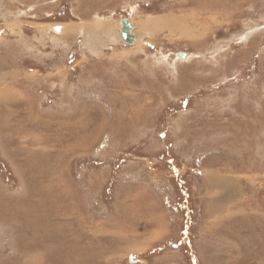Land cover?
<instances>
[{
	"label": "rangeland",
	"instance_id": "1",
	"mask_svg": "<svg viewBox=\"0 0 264 264\" xmlns=\"http://www.w3.org/2000/svg\"><path fill=\"white\" fill-rule=\"evenodd\" d=\"M41 261L264 264V0H0V264Z\"/></svg>",
	"mask_w": 264,
	"mask_h": 264
},
{
	"label": "water",
	"instance_id": "2",
	"mask_svg": "<svg viewBox=\"0 0 264 264\" xmlns=\"http://www.w3.org/2000/svg\"><path fill=\"white\" fill-rule=\"evenodd\" d=\"M120 23H121V34L125 42L129 45L135 44L137 41V35L134 33L135 24L130 21L129 17L122 18ZM54 28L59 31L61 29V26L58 25L55 26ZM143 43L149 44L146 41H143ZM178 55L181 56L183 59H186L191 55V53L187 51H179ZM130 259L132 260L131 257Z\"/></svg>",
	"mask_w": 264,
	"mask_h": 264
},
{
	"label": "bare ground",
	"instance_id": "3",
	"mask_svg": "<svg viewBox=\"0 0 264 264\" xmlns=\"http://www.w3.org/2000/svg\"><path fill=\"white\" fill-rule=\"evenodd\" d=\"M172 20H173V19H172ZM176 22L181 23L179 20H174V21H173V23H176ZM176 24H177V23H176ZM184 25H185V24H184ZM213 178H215V177H213ZM213 178H212V179H213ZM216 179H218V178H216ZM218 181H219V180H218ZM41 253H42V252H41ZM41 262H42V261H41ZM38 263H39V262H38ZM42 263L44 264V262H42Z\"/></svg>",
	"mask_w": 264,
	"mask_h": 264
}]
</instances>
